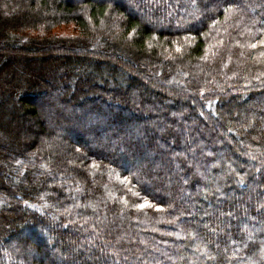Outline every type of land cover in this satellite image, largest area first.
<instances>
[{
    "label": "trees",
    "instance_id": "16d2710c",
    "mask_svg": "<svg viewBox=\"0 0 264 264\" xmlns=\"http://www.w3.org/2000/svg\"><path fill=\"white\" fill-rule=\"evenodd\" d=\"M262 42L264 0H0V264H264Z\"/></svg>",
    "mask_w": 264,
    "mask_h": 264
},
{
    "label": "rangeland",
    "instance_id": "374dc122",
    "mask_svg": "<svg viewBox=\"0 0 264 264\" xmlns=\"http://www.w3.org/2000/svg\"><path fill=\"white\" fill-rule=\"evenodd\" d=\"M206 2L208 1V2H210L211 0H205ZM212 3V2H211ZM134 13H135V15L136 16H143V14H144V11L143 12H138V11H133ZM133 13V14H134ZM150 19V21H151V23L152 24H156V21L157 20H154V19H151V18H149ZM19 59L20 58H16V57H14V59L12 60V62L10 63V66H11V69H13V70H17V69H19V70H21V61H19ZM22 71V70H21ZM173 82H175V81H173ZM178 82V81H177ZM180 83V82H179ZM183 82H181L180 84H182ZM184 84V83H183ZM182 84V85H183ZM149 95H150V97H152V98H156V94L155 93H148ZM35 103L37 104V106L39 107V109L41 110V116L43 115L42 114V110H45L46 108H45V106L46 105H44V104H42V102H40V100H35ZM244 104H246V103H244ZM243 103L242 104H240V106H239V110H235V109H233V111H232V113H233V116H232V118L233 117H235V116H237L238 115V113L240 112V109H241V105H244ZM82 105V104H81ZM60 109H63L61 106L59 107ZM155 111H151V114L152 113H154ZM13 116H19L18 118H21L20 116H21V111L19 110V108L18 107H7L6 108V116H5V119H4V122H5V125H7L6 123H8V121L10 120V117H13ZM232 118L231 119H229L228 117H226V115L223 113H221V117H220V119L225 123V125H227L228 127H231V123H232ZM22 119H23V121H24V124L26 123L25 121H26V119H27V117L26 116H22ZM37 122V121H36ZM34 123V121H31V120H29V124H27V125H30L31 123L33 124V126H31V130H33L34 131V133H36L37 131H38V129H39V126L37 127V123ZM41 126L42 125H44V127H45V130H51L52 128L50 127V125L48 124V122L45 120V119H42L41 120ZM30 130V131H31ZM51 133H52V131H51ZM28 136V135H27ZM31 136V135H30ZM25 138H27L26 136H21V139H24L25 140ZM108 137H105V139H107ZM71 140V143H73V144H75V145H80V146H84L85 144H87L88 142H90V140L88 139V138H83V139H79V141L78 140H74V139H70ZM24 239H26L28 242H30L31 244H36L35 242H37V241H35L34 240V237L33 236H30V235H26V237H24Z\"/></svg>",
    "mask_w": 264,
    "mask_h": 264
},
{
    "label": "snow or ice",
    "instance_id": "6c2138e0",
    "mask_svg": "<svg viewBox=\"0 0 264 264\" xmlns=\"http://www.w3.org/2000/svg\"><path fill=\"white\" fill-rule=\"evenodd\" d=\"M262 43H264V42H262ZM252 47H255V45H252Z\"/></svg>",
    "mask_w": 264,
    "mask_h": 264
}]
</instances>
